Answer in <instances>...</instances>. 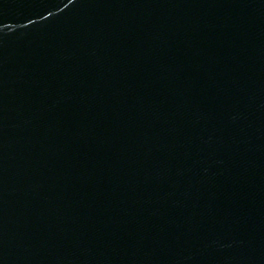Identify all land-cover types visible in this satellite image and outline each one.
Returning a JSON list of instances; mask_svg holds the SVG:
<instances>
[{
  "label": "water",
  "instance_id": "95a60500",
  "mask_svg": "<svg viewBox=\"0 0 264 264\" xmlns=\"http://www.w3.org/2000/svg\"><path fill=\"white\" fill-rule=\"evenodd\" d=\"M0 264H264V0H0Z\"/></svg>",
  "mask_w": 264,
  "mask_h": 264
}]
</instances>
